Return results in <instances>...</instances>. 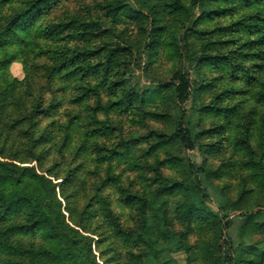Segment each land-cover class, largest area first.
Instances as JSON below:
<instances>
[{
    "label": "trees",
    "instance_id": "obj_1",
    "mask_svg": "<svg viewBox=\"0 0 264 264\" xmlns=\"http://www.w3.org/2000/svg\"><path fill=\"white\" fill-rule=\"evenodd\" d=\"M62 1L0 0V264H94L92 245L104 250V264H176L170 254L184 250L194 224H208L221 238L232 212L241 219L240 237L264 241V0H96L85 16L50 20ZM182 52L193 83L178 68L168 78L154 68L153 88L130 86L137 58L147 60L146 72L162 56L173 69ZM12 62L22 67L20 82L8 74ZM62 108L59 125L53 115ZM113 113L122 118L117 127ZM124 123L137 131L112 143ZM224 142L233 157L214 171L207 160L225 151ZM136 147L143 148L133 156ZM52 155L70 159L69 167ZM199 175L234 181L232 203L225 196L212 214L198 202ZM57 189L70 195L56 208ZM80 192L89 198L82 210L74 201ZM251 199L259 200L256 211L248 210ZM116 208L131 210L122 222L129 228ZM77 216L83 231L96 219L102 236L77 241L66 223ZM15 235L39 243L10 242ZM223 243L226 251L220 246L203 262L233 264ZM235 264H264V254Z\"/></svg>",
    "mask_w": 264,
    "mask_h": 264
},
{
    "label": "rangeland",
    "instance_id": "obj_2",
    "mask_svg": "<svg viewBox=\"0 0 264 264\" xmlns=\"http://www.w3.org/2000/svg\"><path fill=\"white\" fill-rule=\"evenodd\" d=\"M95 1L96 0H68L67 2L62 1L59 4V6L50 13L49 19L58 20L64 17L65 14L85 16L87 14V11H86L87 7L92 6V4ZM104 23H106V25L109 27L110 25L109 20L105 19ZM124 28H125L124 24L119 26L120 30H124ZM128 34L131 35L132 36L131 39L134 40L137 35V31L135 27L129 28ZM182 56H183L182 62L180 64L173 63L174 65L173 69H172V64L171 63L169 64L164 59L165 57L162 56L159 65L157 64V62L149 64L150 68L148 72H146L147 68L145 66V65H148L146 64L147 60L145 58L143 59V57L137 58V60L133 62V66L129 70L130 77H132V80H130V86L133 87V89H135L138 92L146 91L155 86L156 84L155 75H158L161 77L165 76L166 78H168L171 72L177 68H178L177 70L181 71L180 73L186 75L187 79L191 83H193L194 70L192 66L190 65V63L188 62V59L185 53L182 52ZM154 68L156 69L155 75L151 71V69H154ZM8 74L12 80L17 81V82L22 81L24 78L22 67L18 62H12L8 66ZM239 97L246 98V96L244 97L239 96ZM67 99L68 101L72 99L70 98L69 94L67 95ZM64 102H67V100H64ZM192 104L193 103H190L189 106H192ZM240 104L245 109L246 113L249 112V109H246V107L249 105L247 101L242 100ZM68 105H70L69 102L63 103V106L64 108L66 107V109ZM69 107H71L72 113H77L78 108L73 107V106H69ZM149 107H153V104H150ZM64 108L56 110V111H59V113H57L56 115L55 114L53 115V120H55L59 125L64 124L65 119H66L65 117L61 115V113L64 112ZM206 118L209 119L208 117ZM207 119L204 120L205 124L208 123L210 120V119L209 120ZM110 121L112 125L116 127L122 124V118L120 116H117L116 113L110 114ZM185 121L189 123L190 121L189 115L187 116ZM43 122L44 123L42 124L43 127H41V130H43L45 124L48 123V121H43ZM149 126L152 128H157V126L152 123H150ZM161 127L165 128V125ZM136 131H137L136 129H132L128 126L127 123H124L121 131L116 132L117 137L116 139L112 141V143H118L120 140L119 138H125L127 135H131L135 133ZM102 141L105 142L107 140H102ZM223 145L225 149L227 147L226 143L224 142ZM142 148L143 147L134 148L131 152V155L133 156L139 155L138 151L141 150ZM180 151L181 149H179L176 152V154L180 155V157L183 158V155L180 153ZM52 157L54 161L61 162L63 168L69 167L70 159H68L69 161L68 160L61 161L58 158V156L55 157L54 155H52ZM229 157L232 158L233 155L231 154V150L226 148L225 151L222 152L220 155L214 158H208L207 164H209V168L216 171V169H218V167L220 166L221 161H225ZM33 165H34V162L31 163L32 167H34ZM172 170H175V169H172ZM57 171L58 169L54 170V173H57ZM167 173H169L170 175H178V172L173 173V172L167 171ZM38 174L44 176L46 179L52 180V178L50 176H47L44 172L38 171ZM198 177L200 180V186H199L200 194H199L198 202H202V205H204L205 207L207 206L208 210L212 214L217 212L218 205H221L222 203L221 201L225 196L230 198L229 200L231 201V203L235 199L232 188L229 187L230 185H232L233 187L234 181L231 184H229L228 181H226L227 179L226 176L223 177L221 181H217L215 179L205 180L204 177L200 175ZM220 191H222V193ZM108 193H110V191H108ZM56 194L58 195L56 203H55L56 208H57L59 205L61 204L63 205V200L67 197V195H70V193L68 192L65 196L62 197L60 196L59 190L57 189ZM78 199L82 200V202H79V204H78ZM88 199L89 198L86 197V195L83 192H80L78 194V197L74 200L75 205H76L75 207L80 210L84 209L85 205H87L88 203ZM180 199H181L180 197H177V198H173L170 200V203H171L170 204V217L171 218H174L176 216L175 208H176L177 203L180 201ZM258 201L259 200L251 199L247 204L248 210L252 209L254 204L257 203ZM254 209L255 208H253V210ZM118 211H119V208H116L115 212L120 215L121 224L123 221L131 218V210L123 209V213L122 212L119 213ZM254 211H256V209ZM88 212L91 214L93 213L92 210H89ZM221 214L222 212L217 213V215H221ZM11 218H13V221L15 223H21L22 221V215L18 213H13L11 215ZM82 219L83 218L81 216H77V218L73 220L74 222L73 221L66 222L70 226V228L71 227L74 228V230L77 231V233L79 234V237H77L76 240L83 242L86 239L94 240V239L99 238L98 236L102 234V231H95V230L100 225V223L95 219L94 222L91 223L85 229V231H83L81 227ZM240 221L241 219L239 217L238 212L230 213V216L222 221V225L225 222H227V225L223 233L224 236L221 238L215 236L213 232H211V227L208 224L201 225L198 227L196 224H194L196 228L195 233L188 238V242L185 244L184 250L181 252H172L170 254V257L174 260L176 264H208V263L203 262V260L206 259V260L211 261V259L216 257L215 255L219 251L220 246L223 248L224 251H226L227 247L223 242H227V241H229L231 250L233 253L232 254V259L234 261L233 264H235L238 259L239 261H244V259L248 257L249 255L264 254V241L261 238H259L258 236L240 237V228H239ZM74 225H79L80 228ZM122 227L129 228L128 225H124V224H122ZM9 241L15 242V243L19 242L23 245H34V246H37V244L39 243V240L36 236H22V235L12 236L10 237ZM89 250L91 251V260H93L94 264H104L105 263L104 258H100L101 256L100 253L104 251L103 249H97V245H92V247ZM123 263H124V260H123ZM145 264H157V262L154 261L153 259H149L148 261L145 262Z\"/></svg>",
    "mask_w": 264,
    "mask_h": 264
}]
</instances>
